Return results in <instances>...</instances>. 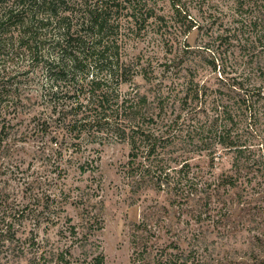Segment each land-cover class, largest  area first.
Returning <instances> with one entry per match:
<instances>
[{
  "label": "trees",
  "instance_id": "16d2710c",
  "mask_svg": "<svg viewBox=\"0 0 264 264\" xmlns=\"http://www.w3.org/2000/svg\"><path fill=\"white\" fill-rule=\"evenodd\" d=\"M186 1L173 0L174 6ZM244 12L251 17L240 30L247 34L240 40L241 65L213 90L198 80L189 46L174 44L157 0H0V159L12 152L6 149L12 131L27 121L34 134L50 137L47 149L54 150L58 171L54 181L68 172L61 165L67 140L77 151L83 141L125 143V174L134 186L149 184L189 203L200 193L207 209L213 198L222 197L220 188L237 186L244 169L264 177V146L257 154L255 145L243 141L247 131L264 141V0H237L236 14ZM154 23L175 52L159 73L152 56L129 51ZM229 28L222 35L226 42L237 38ZM138 77L152 85V99L139 90ZM196 156L209 158L213 168L226 158L236 175L204 180L193 170ZM97 160L79 170H95ZM36 184L30 182L28 191ZM47 192L40 197L42 208L23 206L0 192V264H106L91 234L77 232L72 219L63 217L67 194L58 200ZM203 213L194 218L202 228L212 219H203ZM27 220L31 230L21 232ZM44 224L60 226L57 239L39 232ZM140 227L149 225L143 221ZM153 237L152 232L133 235L130 264L245 263V258L219 257L222 237L193 232L182 240L184 247L173 242L160 248L152 245ZM248 259L264 264L259 255Z\"/></svg>",
  "mask_w": 264,
  "mask_h": 264
},
{
  "label": "rangeland",
  "instance_id": "374dc122",
  "mask_svg": "<svg viewBox=\"0 0 264 264\" xmlns=\"http://www.w3.org/2000/svg\"><path fill=\"white\" fill-rule=\"evenodd\" d=\"M157 4L159 15L164 16L168 25V32L174 36H170L174 38V44L185 43L189 46L188 54L195 58L198 80L207 82L213 90L221 88V81L234 76L241 65L240 40L245 39L247 34L242 35L240 30L243 24H248L251 15L247 12L242 16L236 14L237 0H187L180 6H174L173 0H157ZM245 9L249 10V7L245 6ZM193 20L199 23L200 28L193 27ZM230 22L233 26L229 28ZM227 28L237 36L236 39L225 41L227 38L222 35ZM160 34L154 23L143 39L131 42L129 46L130 54L152 56L158 73L163 68L162 64L175 53L170 51V46ZM214 62L216 69L212 65ZM184 74L185 70L178 79L183 81ZM136 83L141 92L153 98L151 84L141 77L137 78ZM261 140L259 135L250 131L245 132L243 138L245 145H255V150L264 146ZM49 142V136L34 134L27 121L12 131L6 143V149L12 152H5L0 159V192H7L11 201L31 208L34 205L42 208L40 197L46 191L49 195L56 194L58 200L62 193L67 194L63 217L72 219L77 232L91 234V239L100 244L106 264H130L134 250L133 235L143 232H152L154 248L173 242L184 247L182 240L186 236L193 232H204L211 239L222 237L218 248L221 258L229 261L245 258L244 264H258L255 260H249V256L253 258L259 255L264 259V244L260 241L264 240V213L261 212L264 193L260 194L264 190V177L260 172L244 169L237 186L220 188L222 197L213 198L207 209L204 206L206 200H202L200 193L189 203L175 193L157 191L149 184L143 188L134 186L125 174L129 154V146L125 143L99 145L83 141L77 151L78 147L72 145L74 141L67 140L63 144L61 165L68 172L66 178L54 181L58 171L52 159L54 150L47 149ZM260 152L258 150L257 154ZM93 158H98L93 164L97 167L95 170L84 173L79 170L85 163L91 165ZM209 161V158L199 156L193 161V170L201 172L204 180H215L223 174L236 175L226 158L217 162L214 168ZM30 182H40V185H32L31 192L28 191ZM198 186L201 188V183ZM241 196H244L243 199ZM202 212H205L203 219L212 216L211 221H204L206 225L203 228L194 219ZM143 221L149 225L146 230L139 228ZM30 224V220L25 221L21 232H29ZM44 226L39 232L50 234L52 240L57 239L54 235L61 232L60 226L48 229Z\"/></svg>",
  "mask_w": 264,
  "mask_h": 264
}]
</instances>
